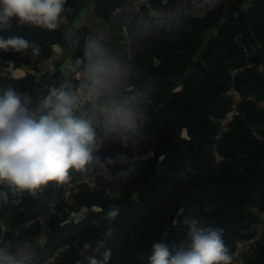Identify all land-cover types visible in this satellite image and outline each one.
<instances>
[{"label": "trees", "instance_id": "trees-1", "mask_svg": "<svg viewBox=\"0 0 264 264\" xmlns=\"http://www.w3.org/2000/svg\"><path fill=\"white\" fill-rule=\"evenodd\" d=\"M76 1L67 0L66 12ZM132 2L94 0L93 8L109 29V37H103L105 46L137 70L131 94L149 97L150 119L144 132L157 128L159 142L153 147L145 144L142 151L152 148L154 155L136 163L128 184L116 196L80 185L67 201L61 198L62 185L50 184L35 198L27 193L15 198L10 193L7 203L0 200V241L31 242L37 250L33 264H41L61 244L67 246L55 264H89V257L99 259L106 248L112 250L108 264H149L153 243L162 241L171 249L184 241L187 218L223 229V240L233 254L236 241L255 235L262 223L264 67L257 65L264 63V0L246 4L220 0L215 10L206 13L192 11L191 0H150L135 12L130 11ZM180 4L193 14L178 12ZM150 7L160 13H151ZM127 17L128 44L123 33ZM212 27L215 32L199 51L203 35ZM64 28L63 21L59 29L49 31L20 25L13 18L11 28L0 31V37H21L42 50L39 55L0 50V59L15 67L37 68L59 43L67 46L74 61L82 55L84 39L97 34L81 25L70 43ZM232 69H236L233 77ZM66 72L57 66L39 79L34 73L0 75V94L12 87L42 98ZM232 84L241 95L239 113L221 130L220 118L230 100L226 91ZM119 151L123 149L114 145L105 154ZM128 167H110L113 181L123 178L117 174ZM51 202L54 212L46 215ZM114 206L121 211L111 220L105 213ZM82 211L77 220L70 218ZM37 215L42 219L25 224ZM88 241L92 248L82 254ZM241 258V264H264V231ZM233 264L238 263L233 260Z\"/></svg>", "mask_w": 264, "mask_h": 264}, {"label": "clouds", "instance_id": "clouds-1", "mask_svg": "<svg viewBox=\"0 0 264 264\" xmlns=\"http://www.w3.org/2000/svg\"><path fill=\"white\" fill-rule=\"evenodd\" d=\"M67 0H0V31L9 30L13 18L20 25L49 31L61 27ZM220 0H191V10H215ZM39 55L41 46L21 37H0V50ZM137 70L105 46L103 37L84 39L82 55L70 63L59 83L49 85L47 95L33 100L9 87L0 94V200L7 203L27 193L35 198L50 184L64 185L71 173L93 172L106 182L116 164L128 165L117 175L126 183L138 161L153 156L142 149L148 142L144 129L150 119L149 97L132 95ZM119 145L112 156L106 150ZM131 153V154H129ZM14 202H16L14 200ZM121 209L111 207L105 216L115 220ZM99 226V221H95ZM186 237L178 246L158 241L152 245L149 264H233L223 240V229L202 219L187 218ZM111 232L108 233L111 236ZM92 248L83 244L82 254ZM36 248L29 241L0 242V264H33ZM112 250L106 248L89 264H108Z\"/></svg>", "mask_w": 264, "mask_h": 264}, {"label": "built area", "instance_id": "built-area-1", "mask_svg": "<svg viewBox=\"0 0 264 264\" xmlns=\"http://www.w3.org/2000/svg\"><path fill=\"white\" fill-rule=\"evenodd\" d=\"M150 0H133L130 11L135 12L140 10V8L143 5L149 4ZM128 17L125 19L124 26H123V33H124V41L128 44L130 42L129 37L127 35V30H126V21ZM129 50V49H128ZM258 68L262 69L264 67V63H259ZM236 69H232L230 71L231 76H234ZM226 93L229 95L230 100H229V106L227 110L224 112L223 116L220 118V128L221 130H225L227 128L228 122H230L235 115L239 113V102L241 99V95L239 91L235 88V86L232 84L229 86L227 89ZM260 103H263L261 101ZM158 129L153 128L145 132V135L149 138L148 142L149 144H152L154 142L158 141ZM220 134L217 136L219 137ZM124 178L117 179L115 181L103 184L99 181L98 176H95L94 173L92 174H87V175H80V176H72L71 175V180L70 182L62 185V190H61V198L64 200L69 201L73 195L74 192H76L79 188L80 185H86L90 189H104L108 195L110 196H116L120 193L121 188L128 184L129 179H127V182H123ZM55 207V202H51L49 209L47 211L46 215H49L50 213L54 212ZM73 213H71L70 218H72ZM82 215H78L77 217L73 218L74 220H77L80 218ZM261 217L264 218V213H261ZM36 220H41L42 215H37L31 220H28L25 222V224H29L33 221ZM22 225H19L18 227L14 228V232H17L18 229ZM2 229L4 231V226H2ZM264 230L261 231L260 226L256 232L255 235H253L250 238L244 239V240H237L235 245V250L232 255H234V261L235 259H238V262L235 261L238 264H241L242 258L241 254L242 252L250 250L260 239H261V234ZM1 242V241H0ZM67 244H61L58 246L52 253L47 255L41 264H55L57 258L60 256L61 252L66 248Z\"/></svg>", "mask_w": 264, "mask_h": 264}, {"label": "crops", "instance_id": "crops-1", "mask_svg": "<svg viewBox=\"0 0 264 264\" xmlns=\"http://www.w3.org/2000/svg\"><path fill=\"white\" fill-rule=\"evenodd\" d=\"M93 4H94V0H77L73 7L68 8L67 12L64 15L65 17L64 19L72 23L74 19L78 18L79 24H77V26L86 25L87 27H89V29L93 33L100 35L94 29V27L88 24L89 23L88 14L90 10H94ZM83 9L85 11L84 14L82 13ZM153 10L156 11V9H152L150 12L152 13ZM52 50L53 51H52L51 56L48 57L47 59L40 61L37 64V68L33 66L15 67L13 66L12 62L2 61L0 59V75H10L13 77H22V76H25L27 73H34L36 75V78L39 79L42 74L46 72H52L53 70L57 68V66L68 70L69 64L74 61L72 60L71 53L69 49L67 48V46L61 45L59 43H55L52 46ZM31 98L33 100L32 106L34 107L40 98L39 96H36V95Z\"/></svg>", "mask_w": 264, "mask_h": 264}, {"label": "rangeland", "instance_id": "rangeland-1", "mask_svg": "<svg viewBox=\"0 0 264 264\" xmlns=\"http://www.w3.org/2000/svg\"><path fill=\"white\" fill-rule=\"evenodd\" d=\"M248 1H249V0H245V4H246V2H248ZM151 10H152V9H151V7H150V11H151ZM183 11L187 12L188 14H193L192 11L186 9L182 4H180V5H179L178 12H183ZM82 13H83V14L85 13L84 9H83V12H82ZM152 13H158V14H159L160 12L157 11V10H156V11L153 10ZM63 22H64V25H65V30H64V31L66 32L67 35L70 36V38H71L70 43H72V41H73V36H74V32H75V30L78 28V26H80V25L77 26V24H79L78 18L74 19V21H72V23H71L70 21L66 20V19H64ZM88 22H89L88 24H89L90 26L94 27V29H95V30H96L101 36L106 37V38L109 37V29H108V27H107L105 21H104L102 18H100L99 16H97V15L95 14L94 10H90V12H89V14H88ZM215 30H216V28H215V27H212V28H209V29L205 32V34L203 35V39H202L201 45H200V47H199V51L204 47L205 43H206L207 40L210 38L211 34L215 32ZM69 51H70V50H69ZM179 87H180V86H179ZM34 96H35V95H34ZM158 142H159V140H158L157 142L152 143V144L149 145V146H150V147H153V146H155ZM149 151H152V148L147 149L146 152H143V153H147V152H149ZM152 152H153V151H152ZM85 210H86V209H85ZM85 210H84V211H85ZM84 211H82V212H73V215H72V218H71V219L77 217V216L80 215V214H83ZM260 229H261V231L264 230V218H262V223L260 224ZM235 261L238 262V259H235Z\"/></svg>", "mask_w": 264, "mask_h": 264}]
</instances>
